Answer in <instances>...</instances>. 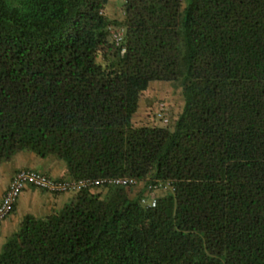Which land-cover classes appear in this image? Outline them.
I'll return each instance as SVG.
<instances>
[{"label": "trees", "instance_id": "16d2710c", "mask_svg": "<svg viewBox=\"0 0 264 264\" xmlns=\"http://www.w3.org/2000/svg\"><path fill=\"white\" fill-rule=\"evenodd\" d=\"M112 4L0 0V162L134 180L23 215L0 264H264V0ZM161 80L179 81L180 113L132 124Z\"/></svg>", "mask_w": 264, "mask_h": 264}, {"label": "crops", "instance_id": "0c3cea01", "mask_svg": "<svg viewBox=\"0 0 264 264\" xmlns=\"http://www.w3.org/2000/svg\"><path fill=\"white\" fill-rule=\"evenodd\" d=\"M18 169L36 170L52 178L66 177L63 162L52 155L38 157L30 151H17L8 160L0 162V198L9 179ZM71 195L70 192L49 193L30 185H24L11 211L0 219V246L9 233L17 228L23 215L31 214L35 217H42L67 203Z\"/></svg>", "mask_w": 264, "mask_h": 264}, {"label": "built area", "instance_id": "2783aa9c", "mask_svg": "<svg viewBox=\"0 0 264 264\" xmlns=\"http://www.w3.org/2000/svg\"><path fill=\"white\" fill-rule=\"evenodd\" d=\"M112 39L115 44H118L121 40L122 29L120 28H112L110 29ZM122 51V49H121ZM158 109L163 111V105L161 103L158 104ZM162 112H156V117L161 118L162 122L165 124L167 120L162 116ZM103 184H112V185H129L134 184V180L126 178V177H109V178H100V179H68V178H52L42 172L32 170V169H18L16 170L9 182L7 184L6 189L4 190L1 198H0V219L5 217L10 210L12 209L16 198L18 197L21 189L24 185H30L41 189L43 191L49 193H63V192H74L82 187H90V186H99ZM167 188V185L157 184L147 186L149 191L145 196L140 198V202L146 205L153 206L154 205V196L153 190L156 188Z\"/></svg>", "mask_w": 264, "mask_h": 264}, {"label": "rangeland", "instance_id": "374dc122", "mask_svg": "<svg viewBox=\"0 0 264 264\" xmlns=\"http://www.w3.org/2000/svg\"><path fill=\"white\" fill-rule=\"evenodd\" d=\"M113 1H116L118 7L119 0H108V2ZM117 7L112 4L107 8V13L117 17L119 15ZM159 103L163 105V111L158 109ZM183 104L182 88L178 80L151 81L139 98L138 107L131 116V123L138 125L148 120L152 124L163 126L161 118L155 116L158 111L163 113L162 116L170 127L173 119L180 113Z\"/></svg>", "mask_w": 264, "mask_h": 264}]
</instances>
